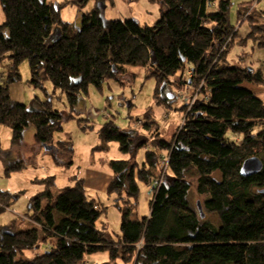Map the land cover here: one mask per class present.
Returning <instances> with one entry per match:
<instances>
[{
    "label": "trees",
    "instance_id": "trees-1",
    "mask_svg": "<svg viewBox=\"0 0 264 264\" xmlns=\"http://www.w3.org/2000/svg\"><path fill=\"white\" fill-rule=\"evenodd\" d=\"M90 1L1 0L6 22L0 25V62L11 61L12 81L21 79L20 66L28 61L32 82L41 86L43 73L67 94L71 106L91 86L101 89L128 68L146 69L156 79L158 104L171 103L161 98L168 86L184 90L205 83L206 88L189 111L182 108L185 122L170 141L153 122L141 123L131 134L114 122L99 131L103 142L119 143L130 156L111 162L106 189L122 214L117 242L98 227L105 225L109 207L90 198L85 179L54 196V178H49L41 182L50 187L30 201L27 217L36 228L0 225V264H82L103 252L125 264H264V101L253 91L264 88V72L255 71L248 56L229 62L236 43L253 41L264 51V24L252 19L251 6V13L239 12L238 25L251 22L248 34L237 41L240 28L229 21L231 0H154L162 6L161 17L145 26L135 19L107 20L99 7L83 13L79 29L62 20L63 8L84 10ZM57 30L61 36L49 43ZM177 76L182 81L173 83ZM60 119L49 102L32 111L11 98L8 86H0V127L12 130L14 145L34 127L39 146L72 154V143L53 147ZM141 150L146 153L140 162ZM159 151L169 156L166 176L152 193L150 216L140 219V184L152 187L166 167ZM252 157L262 160L263 169L244 178L242 166ZM22 168V163L11 165L7 175ZM169 173L173 181L168 185ZM193 192L202 197L206 215L218 214L220 225L202 219ZM17 198L0 191V216ZM41 243L45 252L24 258Z\"/></svg>",
    "mask_w": 264,
    "mask_h": 264
},
{
    "label": "rangeland",
    "instance_id": "rangeland-1",
    "mask_svg": "<svg viewBox=\"0 0 264 264\" xmlns=\"http://www.w3.org/2000/svg\"><path fill=\"white\" fill-rule=\"evenodd\" d=\"M65 1L69 0H55L59 4ZM98 1L106 3L108 18L111 20L118 19L117 13L123 15L126 20L133 19L126 0H114L115 3L112 0ZM151 1L154 0H140L130 5L131 8L139 11L135 17L141 21L142 26L153 25L161 17V5ZM231 1L233 5L230 8L229 21L232 26L240 28V34L237 37V41H240L242 37L248 34L251 20L248 19L245 23L238 25L239 12L249 14L253 10L252 19L264 24V0H255V2L254 0ZM250 6L252 7L251 12L248 9ZM92 9L93 6L90 4L84 11L87 12ZM81 15L82 10L77 6L70 5L61 11L62 20L72 23L77 29L81 28L76 23ZM5 22L6 15L0 0V25ZM60 36V30H57L49 43L55 42ZM243 54L249 57L251 66L255 71L264 72V51L260 50L255 42L249 41L243 46L237 43L233 45L229 62L233 65ZM127 71V74L120 77L119 80L105 82L101 89L91 86L89 93L81 96L77 105L71 106L67 94L56 89L43 73L40 78L41 86L32 82L28 61L20 66L21 79L15 81H12L14 76L11 71V61L4 59L0 62V86H8L11 98L32 111L40 110L43 104L49 102L51 110L59 112L61 115L57 125L62 129L56 130L53 147L56 148L59 142H66L72 143L73 148L72 154L59 152L57 149H54L53 152L48 151L36 143L34 127L27 129L20 145H14L12 143V130L6 126L0 127V191L18 196L13 201L11 208L0 216L1 226L7 227L13 222H17L19 231L36 228V225L27 217V215L32 214L29 210L30 201L50 187V184L46 182L47 179L54 178L55 185L51 188V192L56 196L65 188L73 187L77 180L89 181L93 172L112 175L113 171L110 166L112 161L129 159V154H124L121 151L119 143H107L101 140L99 131L106 123L114 122L122 132L131 134L132 131H138L141 123L153 122L156 127H160L164 140L170 141L173 138L185 119L182 110L185 106V97L190 96L193 89L196 88L188 85L184 90H181L177 86H168L161 98L165 99L166 97L171 103L162 101L161 104H158L154 98L157 81L150 76L149 71L143 68H128ZM189 73L193 72L190 71ZM178 79L176 78V80ZM253 91L258 98L264 101V88H254ZM169 95L172 96L171 99ZM145 153V150H141L137 160L141 162ZM17 163H22V170L13 171L7 175V169ZM172 178V174L169 173L168 185L172 183ZM43 180L46 181L42 183ZM89 183L92 185L93 181H89ZM140 190L136 211L138 217L144 219L150 214L154 195L151 193L152 187L143 183L140 184ZM192 200L197 205L198 202L202 201V197L193 192ZM216 216L218 214L208 213L205 218L220 225ZM104 224L101 223L98 227L100 229L105 227L112 236V240L117 242L122 236V214L119 208L113 206L110 209ZM45 248V244L41 243L37 250L26 252L24 258L31 260L45 252ZM82 264L125 263L121 257L112 262L109 252H103L87 256Z\"/></svg>",
    "mask_w": 264,
    "mask_h": 264
},
{
    "label": "crops",
    "instance_id": "crops-1",
    "mask_svg": "<svg viewBox=\"0 0 264 264\" xmlns=\"http://www.w3.org/2000/svg\"><path fill=\"white\" fill-rule=\"evenodd\" d=\"M72 1H75V0H69V1H65V2H72ZM78 1H80V0H78ZM136 1H140V0H126V2L129 4V9L131 10L130 14L133 16V19L137 20L141 24V21L137 17H135V14L137 16V12H139V11H136L135 8H131L130 7V5L133 4ZM112 2L115 3L114 0H112ZM151 2H153L154 4H156V3L157 4H160L157 1H151ZM90 4H92V6H93V9L92 10H94L98 6L100 8V10L103 12L104 17L107 20H111L110 18H108L109 17V13H108V8H107V5H106L105 2L104 3H101V1L92 0V1H90L87 4L86 8H88V6ZM92 10H90V11H92ZM83 11L84 10H82L81 17L76 22L78 26H81L83 13L85 12V11L84 12ZM90 11H87V12H90ZM161 13H162V9H161ZM117 17H118L117 20H121L122 22H125L126 21V19L124 18V16L121 15V14H118L117 13ZM114 20H116V19H114ZM130 20H132V19H130ZM244 57H247V55L245 54ZM179 77H181V76H177L175 78H179ZM174 79H173V83L175 82ZM177 81H180V78ZM112 176H113V174L112 175H103V174H101L99 172H93L92 173V176L90 177V180H89V181H93V184L91 185L88 180H85L86 181V190H87L88 195L90 196V198L96 199L102 205L109 207L108 214H107L106 218L108 217V215L110 213V209L113 208V198H108L107 195H106V189H107L108 184L110 183V181L112 179ZM151 193H153V192L151 191ZM149 216H150V214H149Z\"/></svg>",
    "mask_w": 264,
    "mask_h": 264
},
{
    "label": "built area",
    "instance_id": "built-area-1",
    "mask_svg": "<svg viewBox=\"0 0 264 264\" xmlns=\"http://www.w3.org/2000/svg\"><path fill=\"white\" fill-rule=\"evenodd\" d=\"M189 74H190V76H192V73H189ZM174 81L175 82H179V81L176 80V78L174 79ZM193 87H195L196 89H193L191 95L188 96V97H185V100H184L185 105L188 107V111L198 101L199 96L201 94V91L206 88V85H205V83H202L199 87H196V86H193ZM184 122H185V119H184ZM184 122H183V124H184ZM159 154L163 155L162 159L166 163V167H165V170H163V172H162L161 178L159 180H156L155 182L152 183V189H153L152 191H155V190L159 189L160 186L162 185L163 180L165 179V176H166L167 164L169 162V156L167 154H165V153L163 154L160 151H159Z\"/></svg>",
    "mask_w": 264,
    "mask_h": 264
},
{
    "label": "water",
    "instance_id": "water-1",
    "mask_svg": "<svg viewBox=\"0 0 264 264\" xmlns=\"http://www.w3.org/2000/svg\"><path fill=\"white\" fill-rule=\"evenodd\" d=\"M169 98L171 99L172 96L169 95ZM262 169H263L262 160L258 157H252L244 162L241 169V175L244 178H250L259 174L262 171ZM197 207L202 219H205L206 215L203 211L201 202L197 203Z\"/></svg>",
    "mask_w": 264,
    "mask_h": 264
},
{
    "label": "clouds",
    "instance_id": "clouds-1",
    "mask_svg": "<svg viewBox=\"0 0 264 264\" xmlns=\"http://www.w3.org/2000/svg\"><path fill=\"white\" fill-rule=\"evenodd\" d=\"M182 80V77H179ZM191 86V85H190ZM181 127V126H180ZM153 192V191H152Z\"/></svg>",
    "mask_w": 264,
    "mask_h": 264
}]
</instances>
